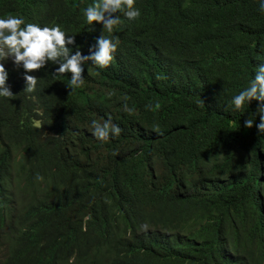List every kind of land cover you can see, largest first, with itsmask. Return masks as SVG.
I'll return each instance as SVG.
<instances>
[{
  "label": "trees",
  "instance_id": "trees-1",
  "mask_svg": "<svg viewBox=\"0 0 264 264\" xmlns=\"http://www.w3.org/2000/svg\"><path fill=\"white\" fill-rule=\"evenodd\" d=\"M92 3L0 0V18L59 25L87 56L103 32L83 15ZM258 3L136 0L114 61L85 64L71 95L59 65L26 93L31 73L3 62L0 264H264L260 103L228 108L264 63ZM109 118L121 135L98 141L91 122Z\"/></svg>",
  "mask_w": 264,
  "mask_h": 264
},
{
  "label": "clouds",
  "instance_id": "clouds-1",
  "mask_svg": "<svg viewBox=\"0 0 264 264\" xmlns=\"http://www.w3.org/2000/svg\"><path fill=\"white\" fill-rule=\"evenodd\" d=\"M258 10L264 13V0H259ZM88 25L99 23L103 25L102 35L96 40L95 45L89 49L90 54L85 56L77 48L75 52L70 45H75V37H70L59 25L41 27L34 23H25L20 16L8 14L0 18V97L12 99L14 97L8 86V72L4 61L12 59L19 67L23 66L26 87L24 92L33 93L41 81L43 69L49 64L59 65L52 73L60 77L71 74L67 87L71 90L70 95L83 86L84 65L89 64L88 72L92 68L99 70L107 69L115 59L119 38H110L114 30L122 23V17L129 21L139 19L141 13L136 7V0H94L86 9L82 10ZM107 34V35H106ZM124 111L131 114L134 109L129 108L127 97ZM253 101L260 103L259 112L261 122L256 125L259 133L264 134V63L256 67L254 78L248 82L247 87L234 95L228 104L231 111L241 112L245 106ZM159 108V104L155 105ZM146 109H152V105H146ZM255 124L254 118L245 121V126L251 129ZM159 131L158 128L155 129ZM92 135L101 142H107L110 137H119L122 129L111 122V119L103 123L93 120L91 122ZM116 153H114L115 155ZM15 180H25L21 171L13 175ZM36 179L42 181L43 177L37 174ZM145 229L147 226H144Z\"/></svg>",
  "mask_w": 264,
  "mask_h": 264
}]
</instances>
